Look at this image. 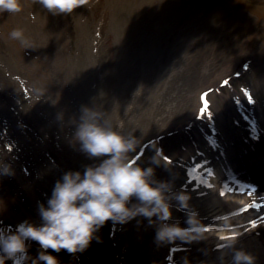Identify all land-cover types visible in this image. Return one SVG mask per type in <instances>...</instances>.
<instances>
[{
	"label": "rangeland",
	"instance_id": "obj_1",
	"mask_svg": "<svg viewBox=\"0 0 264 264\" xmlns=\"http://www.w3.org/2000/svg\"><path fill=\"white\" fill-rule=\"evenodd\" d=\"M31 9L33 17L44 20L33 27L36 37L48 40L45 55L59 51L61 42L69 50L64 88L60 73L50 67L58 76L59 99L63 93L76 95L73 106L79 114L83 105L96 107L124 132H134L137 163L144 167L162 150L166 160L161 162L168 168L156 167V178L174 180L176 189L183 186L192 194L185 176L191 161L211 147L217 148L214 155H222L226 139L242 138L255 126L251 119H264V26L232 1L88 0L66 17L24 0V17L0 15L6 33L21 32L15 41L24 43L29 35L24 24ZM49 39L56 42L51 48ZM15 48L0 34V160L15 173L0 176L5 193L0 192V227L13 229L25 220L39 224L38 204L47 203L65 172L96 164L49 109L50 94L22 70L30 59L21 54L24 62L17 61ZM27 93L40 96L42 105ZM190 205L203 223L202 210L193 207L192 199ZM173 212L172 222L186 227L185 213ZM114 228L115 222L108 221L97 233L100 242L94 240L83 253L52 254L61 264H120ZM37 247L33 243L30 254ZM179 259L181 264L204 262L191 255Z\"/></svg>",
	"mask_w": 264,
	"mask_h": 264
},
{
	"label": "clouds",
	"instance_id": "obj_2",
	"mask_svg": "<svg viewBox=\"0 0 264 264\" xmlns=\"http://www.w3.org/2000/svg\"><path fill=\"white\" fill-rule=\"evenodd\" d=\"M52 15H70L88 0H33ZM24 0H0V15L22 11ZM12 37L21 38L20 31ZM72 141L88 158L99 163L87 165L81 171H67L56 181L47 203L38 204L39 224L25 220L14 229L0 227V264H61L57 255L85 252L97 233L108 222L128 223L138 217L155 227L158 245L177 240L191 243L204 239L207 231L192 208L191 194L183 186L176 189L174 180H158L156 167L162 163V150L149 158L148 167L131 157L139 144L134 132H124L108 112L83 105L78 118L73 119ZM11 164L0 160V176L14 175ZM135 201V202H133ZM184 212L185 226L172 222L174 212ZM38 245L35 255L32 244ZM237 238L227 242L221 254V264L231 250V264H256L251 253L235 248Z\"/></svg>",
	"mask_w": 264,
	"mask_h": 264
},
{
	"label": "bare ground",
	"instance_id": "obj_3",
	"mask_svg": "<svg viewBox=\"0 0 264 264\" xmlns=\"http://www.w3.org/2000/svg\"><path fill=\"white\" fill-rule=\"evenodd\" d=\"M240 2L239 6L237 5L239 11L252 13L258 17L257 13L252 12V6L247 4L249 2L244 0ZM19 13L23 16L22 11ZM29 16L24 24L28 28L26 33L29 34L25 35L24 43L15 41L16 38L6 33V29L9 31V28L2 19L0 34L15 42L16 48L13 51L17 55V61L22 63L24 59H30L31 64L23 65L22 70L37 82L41 91L50 94L51 105L48 107L72 139L75 130L73 119L79 116L73 106L76 95L68 97L63 93L59 99L58 76L50 69L53 66L58 70L61 86L64 88L69 50L61 42L59 51L51 50L49 55H45L43 45L48 40L41 36L36 37L38 29L33 27L44 25V20L33 17L32 9ZM58 18L60 27L64 26L62 17ZM249 18L252 22L263 24L261 15L260 18ZM3 26L5 30H2ZM55 44V40L49 39V48ZM27 96L32 97V101L42 100L40 96L36 97L29 93ZM251 122L255 124L254 130L259 125L261 128V122L263 123L259 132L263 135L260 138H253L251 132L246 130L242 138L229 137L221 144L222 155L214 156L215 149L211 147L207 155H199L190 165L187 164L189 165L185 173L189 183L187 186L192 192L193 207L201 209L205 217L203 219L207 229L204 233L205 238L191 243L177 240L173 244L158 245L154 240L155 227L149 226L146 219L138 217L126 224L115 222L113 237L120 264H181L179 258L190 255L193 259L200 258L201 261L203 259L204 262L201 264H221L222 251L233 237L237 238L235 248L251 253L256 257V264H264V184L260 182L264 177V119L258 121L251 119ZM253 136L256 137V134ZM139 152L136 150L131 157L136 159ZM92 161L99 163L98 160ZM199 244L203 247L200 248ZM225 264H231V250Z\"/></svg>",
	"mask_w": 264,
	"mask_h": 264
},
{
	"label": "snow or ice",
	"instance_id": "obj_4",
	"mask_svg": "<svg viewBox=\"0 0 264 264\" xmlns=\"http://www.w3.org/2000/svg\"><path fill=\"white\" fill-rule=\"evenodd\" d=\"M207 110V108H205V111Z\"/></svg>",
	"mask_w": 264,
	"mask_h": 264
},
{
	"label": "water",
	"instance_id": "obj_5",
	"mask_svg": "<svg viewBox=\"0 0 264 264\" xmlns=\"http://www.w3.org/2000/svg\"><path fill=\"white\" fill-rule=\"evenodd\" d=\"M247 4H249V3H247Z\"/></svg>",
	"mask_w": 264,
	"mask_h": 264
}]
</instances>
